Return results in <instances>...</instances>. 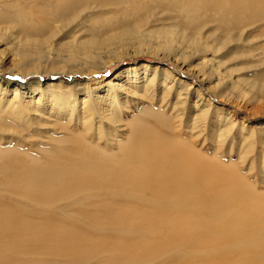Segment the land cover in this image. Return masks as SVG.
<instances>
[{
    "label": "bare ground",
    "instance_id": "obj_1",
    "mask_svg": "<svg viewBox=\"0 0 264 264\" xmlns=\"http://www.w3.org/2000/svg\"><path fill=\"white\" fill-rule=\"evenodd\" d=\"M39 3L0 0V36L19 30L15 58L31 52L37 65L66 49L69 57L83 58L94 67L92 50L99 51L101 39L69 38L77 35L78 21L93 9L100 20L89 17V29L114 28L115 37L104 39L108 46L115 40L154 38L166 57H179L182 64L199 58L198 72L205 75L209 67L210 77L231 80L242 71L225 66L236 60L231 44H240L244 33L247 46L264 42V0ZM156 22L162 27L152 29ZM3 62L0 59V264H146L160 258L170 264H264V192L222 159L206 156L194 140L202 134L199 126L209 114L208 104L201 111L197 102L198 115L185 125L177 109L187 95L182 88L172 109L175 123L153 105L147 86L155 83L154 77L143 82L151 106L131 122L123 120L128 106L113 90L106 104L90 94L78 100L74 90L63 97L47 96L43 89L27 105L17 86L15 94L10 90L12 99L2 97L9 91ZM33 64L14 71L26 78L40 75L41 67L30 69ZM250 67L245 64V71ZM168 75L166 71L162 82L163 101L172 90ZM252 75L247 71L242 79L245 97L248 86L251 98L264 102V78L251 80ZM130 89L135 93L138 86ZM38 117L62 124L65 136L55 138V146L36 153L18 151L16 144L3 147L8 134L29 133L39 126ZM117 134L126 138L117 142Z\"/></svg>",
    "mask_w": 264,
    "mask_h": 264
},
{
    "label": "rangeland",
    "instance_id": "obj_2",
    "mask_svg": "<svg viewBox=\"0 0 264 264\" xmlns=\"http://www.w3.org/2000/svg\"><path fill=\"white\" fill-rule=\"evenodd\" d=\"M39 2L40 0H34V4L40 5ZM97 11V9L88 11L89 13L85 15L86 19L78 21V25H80L76 29L77 35L69 37L73 40L78 37L79 40L83 39V41L92 38L101 39L99 51L92 50V52L94 51L93 57L95 59L94 67L86 64L87 61L83 58L72 57V59L68 56L66 49L65 51H56L53 53L50 62L42 60L41 65H37V62L33 64L36 56L31 52L24 58H15L18 51V43L15 38H22L19 30H10V33L1 35L0 59L4 61L1 68L5 70L3 81L9 82V85L6 86L9 91L7 90L8 92L2 96L5 98L4 100L14 97L10 90L17 86L21 91L19 93L21 95L20 99L27 101V105L32 102L31 98L33 96L38 98L40 91L43 89H45L44 92L47 96L51 93H60L63 97L67 91L74 90L78 100H82L86 95L90 94L93 99L102 97L104 103L107 104L110 102L108 92L113 90V92L116 91L120 95L119 102L127 103L128 109L124 110L123 120L131 122L134 118L141 117L142 111L151 106L148 94H153V105L155 108L165 114L167 113L172 120H176V113L172 109L178 103L179 92L184 88L185 91L187 90V95L181 97L184 103L178 105L177 109L183 112L182 120L185 125L189 120L190 123H193L191 117L198 115L195 113L197 112L195 111L197 102L201 111L209 108V114L203 122L205 124H199V127L203 130L202 134L199 138H194L196 144L199 145L198 149H201L208 157L222 159L226 165L233 167L252 186H255L257 191L264 192V143H262L264 142V102H258L251 98L248 86H246L247 95L245 97V83L242 81V79H245L247 71L251 72V75L254 74L251 76V80H262L264 78V42H257L256 46H247L246 44L248 43L245 44L244 39L245 37L247 39L248 35L245 36L244 33L240 44H231L234 52H236L235 55H238L235 58L236 60L229 62L225 66L228 69H242V71L233 74L231 80L219 75L210 77L209 74L212 71L209 67L205 68V75L198 72L199 58L189 59L186 64H182L179 57H166L162 53L163 49L155 43L157 39L154 38L137 39L135 37L131 38V41L126 39L122 41L115 40L113 45L108 46L105 40L115 37L113 36L115 33L113 31L114 28H106L102 25L99 31L94 32L89 29L91 27L86 21L91 16L96 17V20H100ZM99 12L102 15L104 12L110 11ZM149 22L151 24V20ZM161 27L157 23L154 27L152 26V29ZM250 30L252 29L248 31ZM56 40L53 39L52 44L57 45ZM68 40L66 39L65 41ZM248 40L250 41L251 38ZM157 42L159 43L158 40ZM157 46L159 47L157 48ZM21 48H27V46H21ZM251 48H253V53L250 54ZM32 64L34 66L30 68L31 70L41 67L38 70L40 75L26 78L21 73L14 71L16 66L23 69L30 67ZM245 64H251L254 67H250L245 71ZM143 65L149 66L147 70L141 67ZM166 71L167 75L169 74L168 83L172 90L165 101H163L164 88L162 82ZM134 75H136L135 78H133ZM154 77L156 79L155 83L147 86L149 91L146 94L144 91L146 84L143 82L146 81L148 84ZM234 81H238L235 86L232 84ZM36 84L39 85L36 91H33V89L28 90ZM133 85L138 86V90L135 93L130 89ZM13 93L15 94L14 90ZM206 104L209 105L208 108ZM35 116L34 114L31 115V117ZM46 118L48 117H38L36 121L39 126L33 128V131L29 133L21 135L8 134L5 137L6 144L3 147L14 148L13 146L16 144V150L18 151L36 153L37 150L55 146L54 139L65 136L62 133L63 131H61L62 124L54 121V119ZM177 122L178 120L175 123ZM229 126H232V130L229 134H226L224 130L230 128ZM186 134L191 136L190 133ZM224 134L226 135L222 136ZM22 137L26 140L22 141ZM125 138L126 136L117 134L115 140L119 142ZM253 142L254 150L251 152L252 150L250 151V149ZM9 143H12V145L10 146ZM23 144L26 145L22 146ZM230 152L231 154L229 155ZM260 155L263 156V159H260ZM252 249L257 251L256 248ZM146 264H170V260L160 258Z\"/></svg>",
    "mask_w": 264,
    "mask_h": 264
}]
</instances>
